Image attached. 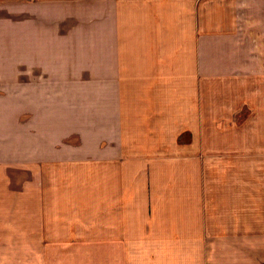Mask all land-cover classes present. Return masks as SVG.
Wrapping results in <instances>:
<instances>
[{
    "label": "crops",
    "instance_id": "obj_1",
    "mask_svg": "<svg viewBox=\"0 0 264 264\" xmlns=\"http://www.w3.org/2000/svg\"><path fill=\"white\" fill-rule=\"evenodd\" d=\"M0 264H264V0H0Z\"/></svg>",
    "mask_w": 264,
    "mask_h": 264
}]
</instances>
